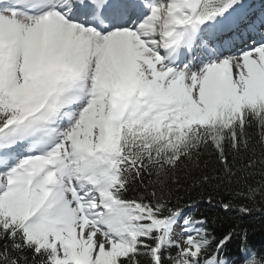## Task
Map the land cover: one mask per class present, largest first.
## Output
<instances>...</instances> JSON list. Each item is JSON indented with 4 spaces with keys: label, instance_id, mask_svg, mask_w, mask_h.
I'll list each match as a JSON object with an SVG mask.
<instances>
[{
    "label": "snow or ice",
    "instance_id": "6c2138e0",
    "mask_svg": "<svg viewBox=\"0 0 264 264\" xmlns=\"http://www.w3.org/2000/svg\"><path fill=\"white\" fill-rule=\"evenodd\" d=\"M198 207L264 211V0H0V264H264Z\"/></svg>",
    "mask_w": 264,
    "mask_h": 264
},
{
    "label": "trees",
    "instance_id": "16d2710c",
    "mask_svg": "<svg viewBox=\"0 0 264 264\" xmlns=\"http://www.w3.org/2000/svg\"><path fill=\"white\" fill-rule=\"evenodd\" d=\"M204 159L207 160L209 158L205 157ZM259 179V175L253 176L250 183L255 184ZM181 194H183V190H181ZM227 196L228 193L222 190L217 199L223 200ZM201 213H207L209 230L217 237L222 236L228 231L235 230L237 237L230 249L232 252L235 251L236 244L239 243V233L241 232V229L247 230L250 243L255 244L257 247L264 244V211H257L250 217L242 218L236 212H233L230 215H225L222 210L210 211L207 208L198 207L194 214L199 215Z\"/></svg>",
    "mask_w": 264,
    "mask_h": 264
}]
</instances>
